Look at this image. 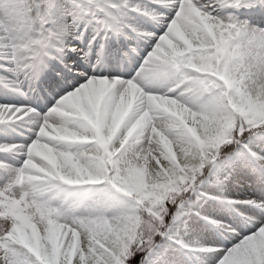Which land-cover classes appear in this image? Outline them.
Wrapping results in <instances>:
<instances>
[{
  "label": "snow or ice",
  "instance_id": "obj_1",
  "mask_svg": "<svg viewBox=\"0 0 264 264\" xmlns=\"http://www.w3.org/2000/svg\"><path fill=\"white\" fill-rule=\"evenodd\" d=\"M0 264H264V0H0Z\"/></svg>",
  "mask_w": 264,
  "mask_h": 264
},
{
  "label": "rangeland",
  "instance_id": "obj_2",
  "mask_svg": "<svg viewBox=\"0 0 264 264\" xmlns=\"http://www.w3.org/2000/svg\"><path fill=\"white\" fill-rule=\"evenodd\" d=\"M249 183H251V182L249 181ZM226 211H227V209H226Z\"/></svg>",
  "mask_w": 264,
  "mask_h": 264
}]
</instances>
